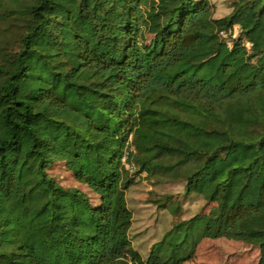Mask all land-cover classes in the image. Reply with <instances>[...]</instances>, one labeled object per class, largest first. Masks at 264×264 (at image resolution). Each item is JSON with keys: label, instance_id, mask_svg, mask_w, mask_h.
Masks as SVG:
<instances>
[{"label": "trees", "instance_id": "16d2710c", "mask_svg": "<svg viewBox=\"0 0 264 264\" xmlns=\"http://www.w3.org/2000/svg\"><path fill=\"white\" fill-rule=\"evenodd\" d=\"M10 21L22 30L0 50V264H182L201 238L255 245L264 264V0L222 17L209 0H0ZM235 26L229 45L219 32ZM125 153L134 173L182 172L185 196L215 203L146 258L128 238ZM56 162L96 205L48 174Z\"/></svg>", "mask_w": 264, "mask_h": 264}, {"label": "rangeland", "instance_id": "374dc122", "mask_svg": "<svg viewBox=\"0 0 264 264\" xmlns=\"http://www.w3.org/2000/svg\"><path fill=\"white\" fill-rule=\"evenodd\" d=\"M209 1L214 6V17H222L230 12L235 0ZM18 24L19 22L10 21L0 25V50L16 49L22 30ZM237 34L238 29L233 28L231 34L221 37L231 45ZM144 38L148 41L150 36L145 34ZM124 170L126 171L125 167ZM134 171H126L134 180L133 185L125 192L127 207L132 212L128 238L132 248L142 258H146L151 245L160 240L174 223L187 220L195 214H208L215 208V203L206 202L198 194L184 195L182 172L174 179L158 175L147 177L146 172L137 174ZM47 172L61 186L83 191L92 205L98 203V196L89 187L76 181L63 162L54 163ZM258 258L259 249L255 245L226 238H201L192 258L182 264H256Z\"/></svg>", "mask_w": 264, "mask_h": 264}, {"label": "built area", "instance_id": "2783aa9c", "mask_svg": "<svg viewBox=\"0 0 264 264\" xmlns=\"http://www.w3.org/2000/svg\"><path fill=\"white\" fill-rule=\"evenodd\" d=\"M234 28H236V26L234 27ZM228 34V32H225V31H220L219 32V35L220 36H222V37H225L226 35ZM246 45V47H249L250 46V43L249 42H246L245 43ZM129 151H134L133 150V147H130L129 148ZM128 153H125L124 155H123V157H122V165L126 168V171H129V170H131V171H134L135 170V165H134V163L133 162H131V161H128V155H127ZM127 169H129V170H127Z\"/></svg>", "mask_w": 264, "mask_h": 264}]
</instances>
